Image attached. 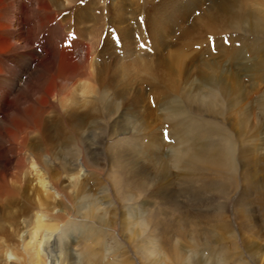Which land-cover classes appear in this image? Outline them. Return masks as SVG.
<instances>
[{"label": "bare ground", "instance_id": "bare-ground-1", "mask_svg": "<svg viewBox=\"0 0 264 264\" xmlns=\"http://www.w3.org/2000/svg\"><path fill=\"white\" fill-rule=\"evenodd\" d=\"M201 2L191 0L192 6ZM169 6L164 20L155 16V5L149 9L153 15L145 14L154 51L148 48L150 54L141 57V34L131 26L141 21L139 0L130 2V24L117 0H0V198L7 197L0 200V260L8 253L12 258L4 264H97L100 253L87 240L96 245L101 228L118 229V219L121 232L137 239L142 264H248L238 233L249 258L264 260L253 241L256 228H264V91L258 88L264 81V42L253 45L257 60L248 67L251 90L262 93L255 105L238 73L231 76L213 60L199 62L200 53L184 60L181 47H190V40L173 53L165 51L166 32L177 28L181 36L198 39L222 30L264 35V0L217 1L188 26L186 13L173 14ZM110 28L122 44L110 45ZM136 71L156 101L144 99ZM158 109L162 119L175 121L169 142L151 126ZM95 131L139 137L116 142L111 169L116 187L123 175L122 186L149 191L153 201L117 216L88 193L82 179L88 165L82 161L93 151L88 140ZM83 136L88 142L78 151L77 138ZM12 163L16 171L9 184ZM172 169L179 173L176 184ZM184 191L196 203L200 197L221 200L212 203L216 208L186 209L178 198ZM126 192L125 200H136ZM153 202L161 207L153 208ZM73 210L90 222L75 244L65 237L63 223L75 217Z\"/></svg>", "mask_w": 264, "mask_h": 264}, {"label": "rangeland", "instance_id": "rangeland-1", "mask_svg": "<svg viewBox=\"0 0 264 264\" xmlns=\"http://www.w3.org/2000/svg\"><path fill=\"white\" fill-rule=\"evenodd\" d=\"M132 1H135V0H117L118 4L120 6H122L123 8L124 7L126 8V15H127L126 22L128 24H130V22L132 21L130 18H128V17H131V11L132 10L130 7V2H132ZM217 1H220V0H203V3L201 2L200 5L192 6L191 0H139V4L142 5V10L138 11V16H139L138 19H140L141 21H140V24L138 27H135L133 24H131L133 30L135 32L141 34L140 45L141 44L145 45V47L143 49L141 48L142 50L138 49L137 52L139 53V56L145 57V56L149 55L150 53H148V48H149V50L154 51L153 50L154 43L151 40V38L149 37L148 30H147V27L145 24L146 20L149 19V18H147V16L145 18V14L148 13V14L153 15L154 13H151V11L149 9H153L154 5H155V10L158 11L155 14V16H157L159 18V20H164V19H166L165 17H167L166 15L169 14V16H170L171 12H169V11H171V10L169 8L170 7L169 4L172 3V5L174 6L173 14H177L179 12H184V14L186 13L187 20L184 22L183 26H185V25L188 26L190 22L196 21L197 16L205 13V11L209 7L213 6L214 3ZM161 2H162V4H161ZM156 8H158V9H156ZM170 20H172V19L169 18L168 21H170ZM190 20H192V21H190ZM180 30L181 29L178 30V28H177V30H175L174 32H170V31H169L170 33L166 32L167 33L166 38L170 41V44L167 46L165 51H171L173 53V51L175 49L177 50L180 47V44L182 46V43H186L188 40H190L188 42L189 45H191L190 47H184V45L181 47L182 48L181 53H184V55H185V56L183 55L184 60H188L190 57L192 58L193 53H200V54H202V58L199 60V62H202L203 60H208V61L213 60L214 62H220L221 67L224 69H227L228 73L231 76L232 75L236 76V73H238L240 75L242 82H243V85L245 87L244 95L247 96V98H249V101L252 100L254 102L256 99L260 98L262 93H260L259 91H261V90L264 91V81L259 82V87H258V88H260L259 91L257 89L251 90L252 89V87H251L252 83L250 80V75H251L252 71H251V69L249 70L248 67L250 68L251 62H255L257 60V55L252 53V50L254 49L253 45L256 44L257 41H259V40L264 42V38H263L264 35H262L263 37L260 35H259L260 37H258L257 35H253L251 37L250 34H248V33L246 34L243 31H223L222 30L216 34L207 33L198 39V37L197 38H195V37L188 38V37L181 36L182 34L179 32ZM111 31H112V29L110 28V33H111L110 34V41H111L110 45H113L115 47L116 44L113 43V40L116 39V34H113V32H111ZM191 38L193 39V41H191L192 40ZM210 38H213V39L210 41ZM252 38H255L254 43L251 40ZM196 40L200 41V42H197ZM226 40H227V43H225ZM195 44H197V45H195ZM229 46L233 47L237 51L234 53L228 52ZM210 47L213 49H210ZM199 48H202L203 51H202V49H199ZM198 49L201 52H199ZM200 54H199V56H200ZM166 56H167V54H166ZM193 63H195V64H193ZM192 64L194 67L196 64H198V62L193 61ZM133 75L135 77V81L138 82L136 87L137 86L142 87V89L144 91L143 92L144 99H145V96L148 95V100L153 98V100L156 101L157 99H154V94H153V90H152L151 86H149L148 83H144V84L140 85L142 83V77H143L142 71H140L139 73H138V71H136ZM195 76H192V79H194L192 81L196 82L197 76L196 77ZM158 79H159V81L162 80L161 82H164L165 80H167V78L166 79L158 78ZM168 80L170 81V79H168ZM157 83H158V86H160V82H157ZM161 88H162V85H161ZM163 90L166 92L167 89L164 88ZM159 92L163 93L162 91H159ZM241 95H242V93H241ZM161 96L162 95H157V98L160 99ZM148 100H145V101H148ZM253 104L255 105V102ZM123 110L126 111L127 113H131V110L129 109L128 105H125ZM157 112H159V113H157ZM256 112L261 113L259 108L256 109ZM153 115H154V116H152L153 122L151 123V126L156 127L155 133H158L160 135V137H162L165 141V132L168 131L170 133V131H171L170 124H172V126H173L175 121L173 120L171 122L168 120L169 121L168 122L167 120L162 119L160 116V110L159 109L154 111ZM165 117L166 116H164V118ZM208 118L209 117H205L203 119L209 120L210 118L209 119ZM161 119H162V121H161ZM263 129H264V126H263ZM91 137H92V141L88 140L89 141L88 144H90V148H91L90 150L91 151L93 150L94 152L92 151L91 154H88L86 157H84V159L82 161V162H84V164H86V166L88 165L87 170L84 172V177H82V179L84 180V182L86 184V189H87L88 193L95 196L97 200L102 202V205L105 208L115 209L117 216H119V214H121V211L123 209H126V207L127 208L134 207V206L138 207L141 205L140 203L142 201H145V202L153 201L154 198H151L149 196L150 195L149 191L142 193L141 190H137L136 188L128 187V186H124V185L122 186L121 184L124 183L123 175L119 174L118 180H121L120 182H122V183H120V187L119 186L116 187L115 182H117V180L114 178L115 177L114 175H116V174H114V171L112 170L113 168L111 169V164H110L111 156L117 152L116 150L119 149V148L116 149V145H117L116 142L119 140H125V139L128 140L129 138L130 139H137L139 137L133 136L132 134L130 135L128 132H126V133L120 132V133H117L116 135H110V132H108V131H104L102 133L96 132V131L92 132ZM77 140L78 141L76 142V145H77V148L79 149V150L78 149L77 150L80 151L82 149V147L84 146L83 144L87 143L88 141H86L84 139V136L81 138H77ZM169 140H170V138H169ZM123 144L124 143H122V145ZM166 148L164 149L165 151H166ZM66 160L69 161V158H67ZM15 171H16V168L14 167L13 163L10 164L8 166V169L6 170V180H7V182L10 181L9 184H11V179L13 178ZM130 171L131 170L128 171L129 175H132V172H130ZM171 173H172V178L175 180V181H173V183L176 184L178 182L177 179L179 178V173L175 169H172ZM30 180H33L32 176H31ZM30 183H31L30 187H34L33 184H35V181H31ZM113 186H115V187H113ZM174 189L176 190L175 186L173 187V190ZM126 190H130L134 194H136L137 195L136 200H133V201L125 200L124 197L122 196L123 195L122 193L123 192L125 193ZM185 193H186V191L180 192V194H178V198L180 201H183V203L181 204L182 208H186V209L187 208L188 209H190V208H216V206L213 205L212 203L215 202V204H218L219 201L221 200L220 197L216 196L212 201L203 202L202 201L203 197L202 198L200 197L199 198L200 203H196V201L192 200V198H190V197L188 200L186 198L187 194H185ZM125 195H127V192ZM234 196L235 195L233 194L232 197L234 198ZM197 197H199V196H197ZM5 198H7V197H5L3 195L0 198V200H5ZM173 198H175V196H173ZM153 203H154L153 208L161 207L159 204L157 205L155 202H153ZM226 208H229V210L231 211L232 208H234V204L231 201H228ZM164 210H166V208H164ZM167 210L172 212L174 215L178 214V212H175L176 210H173V208H171V209L167 208ZM0 211H1V208H0ZM73 213H75L74 214L75 217L70 218L69 222H67V221L63 222V223H65V228L67 229L65 237L66 236L70 237L71 244H75L76 241L79 242V240H82V237L79 234L80 229H82L86 226L87 227L90 226L89 225L90 222L88 220H84V219H80V218L76 217L77 215H76L75 210H73ZM119 222H120V220L118 219V222H117L118 229L116 228V230L103 226L101 228L100 242H97L96 245H93L94 242H92L91 240H87L89 242V244L92 245L93 250L96 253H100L98 255L100 258H97V264H120V263L121 264H142V261L140 259L139 254H138L139 252L137 250V243H136L137 239L135 241L129 240L127 232H124V231L121 232ZM60 223H62V222H60ZM238 235H239V233L237 234V239H238L237 241H238V245H239V250H241L243 252V258L245 259V261L248 260V264H263L264 260L262 259L261 256L260 257L255 256V260H252L249 258V256L247 255V253L245 252V250L243 249V247L241 245V237L242 236L239 235L240 236L239 237ZM253 237H254L253 241L256 242L257 244H259L261 246L262 250L264 251V228H256ZM0 241H2V239ZM65 241L67 244L69 243L67 238L65 239ZM16 243H18V242L15 241L14 244H12V248L15 247ZM132 248H134L135 250ZM69 251L71 253L73 252L75 254L77 252L79 253L80 250H79V248H75V247L70 246ZM203 253H204V251H203ZM205 253H207V251H205ZM8 256H9V253L7 254L6 258L3 255L2 259L0 260V263L4 264V261L10 262L12 260V258H8ZM245 256L246 257L248 256V257L245 258ZM95 261H96V259H95ZM249 262H251V263H249ZM63 264H67V260H65L63 262Z\"/></svg>", "mask_w": 264, "mask_h": 264}, {"label": "snow or ice", "instance_id": "snow-or-ice-1", "mask_svg": "<svg viewBox=\"0 0 264 264\" xmlns=\"http://www.w3.org/2000/svg\"><path fill=\"white\" fill-rule=\"evenodd\" d=\"M115 33V32H114ZM116 34V39L113 40V43L114 44H122V40L119 36L118 33H115ZM69 35H72L71 33ZM213 38H210V41L212 40ZM225 43H227V40L225 41ZM140 47L143 49L145 47V45L141 44ZM170 138V133L168 131L165 132V141L167 142Z\"/></svg>", "mask_w": 264, "mask_h": 264}]
</instances>
